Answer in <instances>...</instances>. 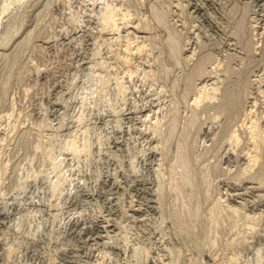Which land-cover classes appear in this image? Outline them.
<instances>
[{
  "label": "rangeland",
  "instance_id": "1",
  "mask_svg": "<svg viewBox=\"0 0 264 264\" xmlns=\"http://www.w3.org/2000/svg\"><path fill=\"white\" fill-rule=\"evenodd\" d=\"M263 135L264 0H0V264H264Z\"/></svg>",
  "mask_w": 264,
  "mask_h": 264
},
{
  "label": "bare ground",
  "instance_id": "2",
  "mask_svg": "<svg viewBox=\"0 0 264 264\" xmlns=\"http://www.w3.org/2000/svg\"><path fill=\"white\" fill-rule=\"evenodd\" d=\"M178 2H179V1H178ZM217 2H218V1H217ZM260 2H262V1H260ZM170 3H171V2H170ZM195 3H196V2H195ZM198 3H199V2H198ZM214 3H215V2H214ZM178 4H179V3H178ZM192 4H193V3H192ZM200 4H201V3H200ZM120 5H121V4H120ZM181 5H183V4H181ZM112 6H113V5H112ZM212 6H213V5H212ZM174 7H175V6H174ZM197 7H198V6H197ZM204 7H205V6H204ZM207 7H208V6H207ZM106 8H107V7H106ZM114 8H115V7H114ZM114 8H113V9H114ZM176 8H177V7H176ZM186 8H187V7H186ZM208 8H209V7H208ZM104 9H105V7H104ZM111 9H112V7H111ZM192 9H193V8H192ZM206 9H207V8H206ZM107 10H108V9H107ZM116 10H117V8H116ZM116 10H115V12H116ZM118 10H119V9H118ZM208 10H209V9H208ZM110 11L112 12V10H110V8H109V12H110ZM124 11H126V10H124ZM190 11H191V10H190ZM111 12L108 14V13H106V11H105L104 13H105V14H108V15L110 16ZM196 12H197V11H196ZM202 12H203V11H202ZM206 12H207V11H206ZM243 12H244V11H243ZM104 13H103V15H104ZM176 13H177V12H176ZM176 13H175V14H176ZM112 14H113V12H112ZM114 14H115V13H114ZM183 14H184V12H183ZM209 14H210V12H209ZM109 16H108V17H109ZM111 16H112V15H111ZM111 16H110V17H111ZM120 16H121V15H120ZM190 16H192V15H190ZM103 17H107V15H106V16L104 15ZM108 17L106 18V20L109 19ZM114 17H115V16H114ZM121 17H123V16H121ZM179 17H180V16H179ZM192 17H193V16H192ZM194 17H195V16H194ZM210 17H211V16H210ZM242 17H243V16H242ZM111 18L114 19L113 17H111ZM124 18H125V17H123V19H124ZM200 18H201V17H200ZM212 18H213V16H212ZM219 18H220V17H219ZM244 18H245V17H244ZM112 19H111V20H112ZM121 19H122V18H121ZM125 19H127V17H126ZM215 19H216V18H215ZM240 19H241V18H240ZM242 19H243V18H242ZM111 20H110V22H111ZM179 20H180V19H179ZM243 20H244V19H243ZM243 20H242V21H243ZM112 21H113V20H112ZM114 21H115V20H114ZM121 21H122V20H121ZM217 21H219V20H217ZM244 21H245V20H244ZM115 22H116V21H115ZM115 22H114V23H115ZM224 22H225V21H224ZM114 23H111V24L114 25ZM120 23H121V22H120ZM120 23H119V24H120ZM183 23H185V22H183ZM244 23H245V22H244ZM106 24H107V23H106ZM122 24H123V23H122ZM135 24H136V23H135ZM175 24H176V23H175ZM217 24H218V23H217ZM238 24H239V22H238ZM115 25H116V24H115ZM129 25H131V23H130ZM141 25H143V24H141ZM141 25H140V26H141ZM182 25H183V24H182ZM184 25H185V24H184ZM127 26H128V25H127ZM135 26H136V25H135ZM143 26H144V25H143ZM212 26H213V25H212ZM242 26H244V25H240V28H241ZM245 26H246V25H245ZM123 27H125V26H123ZM238 27H239V26H238ZM120 28H121V27H120ZM120 28H119V29H120ZM142 28H143V27H142ZM188 28H189V27H188ZM196 28H198V27H196ZM196 28H195V29H196ZM236 28H237V26H236ZM243 28H244V27H243ZM119 29H118V30H119ZM218 29H219V28H218ZM244 29H245V28H244ZM129 30H130V29H129ZM240 30H241V29H240ZM240 30H239V31H240ZM239 31H238V32H239ZM118 32H119V31H118ZM122 32H123V31H122ZM128 32H129V31H128ZM128 32H127V33H128ZM241 32H242V31H241ZM235 33H236V32H235ZM239 33H240V32H239ZM239 33H238V34H239ZM125 34H126V33H125ZM118 35H119V34H118ZM236 35H237V34H236ZM240 36H242V35H240ZM239 38H240V37H239ZM125 40H126V39H125ZM130 42H131V41H130ZM129 46H130V44H129ZM245 46H246V45H245ZM247 47H248V46H247ZM126 48H127V47H126ZM129 48H130V47H129ZM231 48H232V47H231ZM130 49H131V48H130ZM234 49H235V47H234ZM244 49H245V48H244ZM245 51H246V50H245ZM190 52H191V51H190ZM190 54H191V53H190ZM190 54H189V55H190ZM192 54H193V53H192ZM206 55H207V54H206ZM190 56H191V55H190ZM202 57H203V56H202ZM203 58H204V57H203ZM207 59H208V58L206 57V60H207ZM210 59H211V57H210ZM204 60H205V59H204ZM200 61H201V60H200ZM211 61H212V60H211ZM81 62H82V61H81ZM201 62H202V63H200V64L203 65V64H204V63H203L204 61H201ZM206 62H207V61H206ZM208 62H210V61H208ZM208 62H207V64H208ZM195 63H196V62H195ZM200 64L197 63V66H199ZM194 65H195V64H194ZM194 65H193V66H194ZM205 65H206V64H205ZM214 66H215V65H214ZM215 67H216V66H215ZM199 68H200V67H199ZM199 68H198V69H199ZM203 68H204V67H203ZM191 69H192V67H191ZM193 69H194V68H193ZM200 70H202V69H200ZM240 70H241V69H240ZM190 71H191V70H190ZM196 71H197V70H196ZM202 71H204V69H203ZM207 71H208V70H207ZM233 71L235 72V70H233ZM125 72H126V71H125ZM204 72H205V71H204ZM204 72H203V73H204ZM227 72H228V71H227ZM239 72H240V71H239ZM215 73H216V72H215ZM230 73H232V72H230ZM192 74H193V73H192ZM199 74H202V73L200 72ZM199 74H196V75L200 76ZM211 74H213V73H211ZM224 74H225V73H224ZM235 74H236V73H235ZM193 75L195 76V74H193ZM202 75H203V74H202ZM207 75H208V74H207ZM229 75H230V74H229ZM237 75H238V74H237ZM209 76H210V75H209ZM216 76H217V75H216ZM245 76H246V75H245ZM192 77H193V76H192ZM195 77H196V76H195ZM206 77H207V76H206ZM227 77H228V76H227ZM241 77H242V76H241ZM222 78H224V77H222ZM239 78H240V77H239ZM244 78H245V77H244ZM247 78H248V77H247ZM225 79H226V78H225ZM229 79H230V78H229ZM211 80H212V79H211ZM213 80H214V78H213ZM238 80H239V79H238ZM242 80H243V79H242ZM245 80H246V78H245ZM209 81H210V80H209ZM218 81H219V80H218ZM229 81H230V80H229ZM233 81H234V80H233ZM233 81H232V82H233ZM213 82H214V81H213ZM236 82H237V81H235V83H236ZM239 82H240V81H239ZM206 83H207V82H206ZM210 83H212V82H210ZM210 83H209V84H210ZM215 83H216V82H215ZM222 83H223V82H222ZM243 83H244V82H243ZM245 83H246V82H245ZM201 84H202V83H201ZM204 84H205V82H204ZM227 85H228V84H227ZM240 85H241V84H240ZM220 86H221V85H220ZM242 86H243V85H242ZM203 87H204V86H203ZM214 87H215V86H214ZM218 87H219V86H218ZM225 87H226V86H225ZM236 87H237V86H236ZM240 87H241V86H240ZM246 87H247V86H246ZM211 88H213V87H211ZM221 88H222V87H221ZM244 88H245V87H244ZM199 89H200V88H199ZM199 89H198V90H199ZM201 89H202V88H201ZM205 89H206V88H205ZM213 89H217V88L215 87V88H213ZM218 89H219V88H218ZM227 89H229V88L227 87L226 90H227ZM236 89H237V88H236ZM243 90H244V89H243ZM215 91H216V90H215ZM215 91H213V92H215ZM227 91H228V90H227ZM245 91H246V90H245ZM199 92H200V91H199ZM203 92H204V91H203ZM217 92H218V91H217ZM220 92H221V91H220ZM220 92H219V93H220ZM228 92L230 93L231 91L229 90ZM235 92H236V90L234 91V93L232 92L233 95H234V97H233V95H232V98H231V99H233V98L235 99L236 94L240 96V94H238V91H237L236 94H235ZM242 92H243V91H242ZM224 93H225V92H224ZM232 93H230V94H232ZM240 93H241V92H240ZM209 95H210V94H208V96H209ZM217 95H218V94H217ZM220 95H221V94H220ZM222 95H224V94H222ZM199 96H200V95H199ZM202 96H204V95L201 94V97H202ZM206 96H207V95H206ZM226 96H230V95H228V94L226 93ZM226 96H224L225 99H226L225 102H227V98H226ZM239 96H237V97L240 98L241 96H240V97H239ZM204 97H205V96H204ZM211 97H213V94H212ZM214 97H215V96H214ZM224 97H221V98H224ZM230 97H231V96H230ZM243 97H244V96H243ZM243 97H242V98H243ZM194 98H196V97H194ZM205 98H206V97H205ZM202 99H203V97H202ZM225 99H224V100H225ZM228 99H230V98H228ZM234 99H233V100H234ZM194 100H197V99H194ZM200 100H201V98H200ZM233 100L231 101V103L234 102L235 104L233 103V106H236V103L238 102V101H236V100H239V99H235L236 102L233 101ZM241 100H243V99H241ZM197 102H198V101H197ZM199 102H200V101H199ZM221 102H223V101L221 100ZM225 102H223V103H225ZM147 103H148V102H147ZM192 103H195V101L192 102ZM205 103H206V102H205ZM209 103H210V102H209ZM215 103H216V102H215ZM215 103H214V105L217 106V104H215ZM223 103H221V105H222ZM228 103H230V100H229V102H227V104H228ZM206 104H207V103H206ZM154 105H155V103H154ZM209 105H210V104H209ZM229 105H230V104H229ZM218 106L220 107V104H219ZM218 106H217V107H218ZM142 107H143V106H142ZM195 107H196V106H195ZM205 107H206V105H205ZM213 107H214V106H213ZM222 107H224V104H223ZM227 107H228V106H226V109H227ZM230 107H231V105H230ZM236 107H237V106H236ZM236 107H234V108L236 109ZM239 107H240V106H239ZM198 108H199V106H198ZM200 108H202V107H200ZM206 108H208V107H206ZM231 108H232V107H231ZM231 108H228V109H231ZM234 108H233V109H234ZM133 109H136V108H133ZM133 109H132V110H133ZM152 109H153V108H152ZM203 109H204V108H203ZM214 109H215V108H214ZM220 109H221V108H220ZM220 109H219V110H220ZM226 109H225V110H226ZM233 109H232V110H233ZM235 109H234V110H235ZM241 109H242V108H241ZM241 109H240V110H241ZM201 110H202V109H201ZM225 110H223L224 113H226ZM232 110H231V111H232ZM237 110H239V109L237 108ZM135 111H136V110H135ZM139 111H140V109H139ZM151 111H152V110H151ZM210 111H211V110H210ZM213 111H214V110H213ZM196 112H197V111H196ZM206 112H207V111H206ZM217 112H218V111H217ZM227 112H228V111H227ZM236 112H237V111H236ZM209 113H211V112H209ZM218 113H219V112H218ZM220 113H221V112H220ZM233 113H234V112H233ZM237 113H238V112H237ZM126 114H127V113H126ZM131 114H132V113H131ZM134 114H135V113H134ZM136 114H138V113H136ZM136 114H135V115H136ZM150 114H151V113H150ZM226 114H227V113H226ZM226 114H225V115H226ZM239 114H240V113H239ZM239 114H238V115H239ZM140 115H141V113H140ZM211 115H212V114H211ZM218 115H219V114H218ZM153 116H154V114H153ZM213 116H214V115H213ZM229 116H230V114H229ZM231 116H232V115H231ZM235 116H236V115H235ZM219 117H220V115H219ZM227 117H228V116H227ZM233 117H234V114H233ZM136 118H137V117H136ZM143 118H144V117H143ZM216 118H217V117H216ZM222 118H223V117H222ZM225 118H226V117H225ZM231 118H232V117H231ZM125 119H126V118H125ZM208 119H209V117H208ZM208 119H207V121H208ZM214 119H215V118H214ZM237 119H238V118H237ZM138 120H139V119H138ZM205 120H206V119H205ZM218 120H219V119H218ZM235 120H236V119H235ZM131 121H132V120H131ZM204 122H206V121H204ZM214 122H215V120H214ZM230 122H231V121H230ZM230 122H229V123H230ZM235 122H236V121H235ZM202 123H203V121L201 122V124H202ZM211 123H212V122H211ZM218 123H219V122H218ZM233 123H234V122H233ZM233 123H232V124H233ZM234 124H235V123H234ZM218 125H219V124H218ZM235 125H236V124H235ZM252 125H253V124H252ZM224 127H225V126H224ZM253 127H254V126H253ZM199 128H201V127H199ZM199 128H198V129H199ZM210 128H211V127H210ZM231 128H232V127H231ZM257 128H258V127H257ZM218 129H219V128H218ZM228 129H229V128H228ZM205 130H206V129H205ZM230 130H231V129H230ZM249 130H250V129H249ZM253 130H255V129H253ZM197 131H198V130H197ZM199 131H200V130H199ZM231 131H232V130H231ZM255 131H256V130H255ZM143 132H144V131H143ZM147 132H148V131H147ZM207 132H208V130H207ZM216 132H217V131H216ZM216 132H215V133H216ZM225 132H226V131H225ZM259 132H260V130H259ZM209 133H211V132H209ZM219 133H221V132H219ZM231 133H233V132H231ZM236 133H238V132H236ZM239 133H240V132H239ZM249 133H250V132H249ZM253 134H254V133H253ZM261 134H263V133H261ZM213 135H214V134H213ZM254 135H256V134H254ZM145 136H146V135H145ZM150 136H152V135H150ZM153 136H154V135H153ZM205 136H206V135H205ZM214 136H215V135H214ZM231 136H232V135H231ZM263 136H264V135H263ZM239 137H240V136H239ZM252 137H253V136H252ZM254 137H255V136H254ZM153 138H154V137H153ZM207 138H208V137H207ZM212 138H213V137H212ZM233 138H235V137H233ZM246 138H247V137H246ZM256 138H257V137H256ZM257 139H258V138H257ZM259 139H261V137H260ZM216 140H217V139H216ZM219 140H220V139H219ZM219 140H217V141H219ZM225 140H226V139H225ZM232 140H233V139H232ZM251 140H252V139H251ZM253 140H254V139H253ZM204 141H205V140H204ZM204 141H203V142H204ZM226 141H227V140H226ZM234 141H235V140H234ZM236 141H237V140H236ZM259 141H261V140H259ZM262 141H263V140H262ZM262 141H261V143H262ZM228 143H229V142H228ZM234 143H235V142H234ZM245 143H246V142H245ZM70 144H71V141H70ZM210 144H211V143H210ZM213 144L215 145V143H212V145H213ZM220 144H221V143H220ZM238 144H239V143H238ZM263 144H264V143H263ZM152 145H154V144H152ZM228 145L230 146V144H228ZM233 145H234V144H233ZM206 146H207V145H206ZM206 146H205V147H206ZM219 146H220V145H219ZM221 146H222V145H221ZM223 146H224V145H223ZM240 146H242V145H240ZM72 147H73V145H72ZM211 147H213V146H211ZM258 147H259V146H258ZM208 148H209V147H208ZM208 148H207V149H208ZM221 148H222V147H221ZM227 148H228V147H226V149H227ZM232 148H233V147H232ZM255 148H256V146H255ZM255 148H254V149H255ZM204 149H206V148H204ZM209 149H210V148H209ZM239 149H240V148H239ZM153 150H154V149H153ZM212 150H214V149L212 148ZM221 150H222V149H221ZM221 150H220V151H221ZM252 150H253V149H252ZM150 151H151V150H150ZM155 151H156V150H155ZM155 151H154V152H155ZM180 151H181V149L179 150L178 153L181 154V156H180V155H179V156L182 158L185 154L182 155V154H183V153H182L183 151H181V153H180ZM206 151H207V150H206ZM226 151H227V150H226ZM235 151H236V150H235ZM249 151H250V150H249ZM253 151H254V150H253ZM257 151H258V150H257ZM257 151H255V152H257ZM203 152H205V151H203ZM203 152H202V153H203ZM210 152H211V150H210ZM213 152L216 153L217 151H213ZM218 152H219V151H218ZM224 152H225V151H224ZM224 152H223V153H224ZM233 152H234V151H233ZM233 152H232V153H233ZM237 152H238V151H237ZM242 152H243V151H242ZM245 152H246V151H245ZM205 153H206V152H205ZM223 153H222V154H223ZM238 153H239V152H238ZM240 153H241V152H240ZM241 155H242V153H241ZM256 155H257V154H256ZM256 155H255V156H256ZM203 156H204V155H203ZM215 156H216V155H215ZM253 156H254V155H253ZM185 157H186V156H185ZM185 157H184V159H185ZM188 157H189V156H188ZM216 157H217V156H216ZM192 158H193V157H192ZM192 158H191V159H192ZM219 158H220V157H219ZM237 158H238V157H237ZM221 159H222V157H221ZM248 159H249V158H248ZM186 160H187V159H186ZM186 160H185V161L183 160V161H184L185 163H186V162H189V161H186ZM252 160H253V159H252ZM195 161H196V160H195ZM237 161H238V160H237ZM240 161H241V160H240ZM233 162H235V161H233ZM245 162H246V161H245ZM251 162H253V161H251ZM185 163H182V164H185ZM253 163H254V162H253ZM246 164H247V163H246ZM185 165L187 166L188 164H185ZM185 165H184V166H185ZM194 165H195V164H194ZM184 166H183V167H184ZM189 166H191V165L189 164ZM247 166H248V165H247ZM252 166H253V165H252ZM229 167H230V166H229ZM187 168H188V166H187ZM191 168H192V167H191ZM191 168L189 167V168H188V171H189V169H190V172H191ZM193 169H194V168H193ZM193 169H192V171H193ZM205 169H206V168H205ZM205 169H204V170H205ZM195 172H196V171H195ZM205 176H206V174H205ZM206 177H207V176H206ZM206 177H202V179H203V178L206 179ZM186 180H187V179H186ZM207 181H208V179H207ZM207 181H206V182H207ZM186 182H187V181H186ZM106 183H107V182H106ZM114 183H115V182H114ZM141 183H142V182H141ZM207 183H208V182H207ZM114 185H115V184H114ZM227 185H229V184H227ZM207 186H208V185H207ZM111 187H112V186H111ZM256 187H257V186H256ZM256 187H254V188H256ZM232 188H233V187H232ZM247 188H248V187H247ZM257 189H258V188H257ZM108 190H109V189H108ZM114 190H115V189H114ZM145 190H146V189H145ZM115 191H116V190H115ZM143 191H144V190H143ZM227 191H228V190H227ZM244 192H245V191H244ZM114 193H115V192H114ZM147 193H148V192H147ZM223 193H224V191H223ZM227 193H228V192H227ZM245 193H246V192H245ZM220 195H221V194H220ZM225 195H226V194H225ZM230 195H231V194L229 193V196H230ZM240 195H241V194H240ZM259 195H260V193H259ZM259 195H258V196H259ZM218 198H219V196H218ZM227 198H228V197H227ZM239 198H240V197H239ZM242 198H243V197H242ZM144 201H146V200H144ZM217 201H218V200H217ZM235 201H237V200H235ZM245 201H246V200H245ZM140 202H141V201H140ZM221 202H222V201L218 202L219 204H218V203H217V204L215 203L216 206L213 207V208H214V209H217V210L214 211L213 208H212V210H213V212H215V214H218V215H219V212H218V211H219L220 208L223 207ZM142 203H143V202H142ZM220 203H221V204H220ZM217 205H221L222 207H220V208H219V207L216 208ZM242 205H244V204H242ZM137 206H138V204H137ZM138 208H139V207H138ZM223 208H224V207H223ZM223 208H222V209H223ZM233 208H235V207H233ZM210 209H211V208H210ZM237 209H238V208H237ZM212 210H211V211H212ZM232 210H233V209H232ZM220 211H221V209H220ZM233 211H235V209H234ZM237 211H238V210H237ZM237 211H236V212H237ZM211 213H212V212H211ZM101 216H102V215H101ZM215 216H217V215H215ZM218 217H219V216H218ZM215 218H216V217H215ZM254 218H255V217H254ZM111 219H112V218H111ZM98 220H99V219H98ZM214 220H215V219H214ZM76 221H77V220H76ZM3 223H4V222H3ZM106 223H107V222H106ZM74 226H75V225H74ZM81 226H82V225H81ZM97 226H98V227H101V228L104 229V227H106L107 225H106V224H99V225H97ZM83 227H84V226H83ZM87 227H88V226H87ZM77 230H78V229H77ZM81 230H82V229H81ZM98 230H99V229H98ZM74 231H75V230H74ZM96 231H97V230H96ZM103 231H104V230H103ZM97 232H98V231H97ZM84 233H86V232H84ZM93 233H94V232H93ZM95 233H96V232H95ZM98 233H99V232H98ZM90 234H91V233H90ZM94 235H95V234H94ZM105 235H107V234H105ZM88 236H89V235H88ZM90 236H91V235H90ZM96 236H97V235H96ZM99 236H100V235H99ZM103 237H104V236H103ZM89 238H90V239H91V238L93 239V238H95V237H94V236H93V237L91 236V237H89ZM101 239H102V238H101ZM95 242H96V241H95ZM95 245H96V244H95ZM256 254H257V253H256ZM80 256H81V255H80ZM258 256H259V255H258ZM256 258H257V257H256ZM258 258H259V257H258ZM96 259H97V258H96ZM256 260H257V259H256ZM72 261H73V260H72ZM74 261H75V260H74ZM87 261H88V260H87Z\"/></svg>",
  "mask_w": 264,
  "mask_h": 264
}]
</instances>
